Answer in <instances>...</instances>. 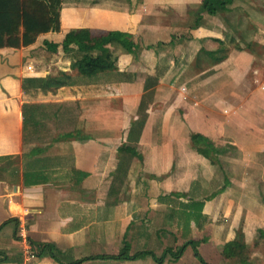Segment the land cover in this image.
Here are the masks:
<instances>
[{
	"label": "crops",
	"instance_id": "1",
	"mask_svg": "<svg viewBox=\"0 0 264 264\" xmlns=\"http://www.w3.org/2000/svg\"><path fill=\"white\" fill-rule=\"evenodd\" d=\"M62 5L59 33L42 35L28 48L0 50V264H23L27 243L37 250V258L28 264H201L191 245L177 260L167 252L175 253L189 241L197 243L205 264H264V93L260 90L244 102L234 100L228 109L238 107L236 114L224 117L210 111L209 103L190 107L176 88L158 83L140 138L133 145L128 136L132 124L142 118L144 83L139 76L143 75L129 66L132 55L121 50L115 54L116 70L76 76L85 81L84 87H102L81 96L89 108L75 130L86 140H22V106L30 101L23 97V80L61 78L65 70L71 78L70 68L58 62L67 31L86 29L94 37L109 31L127 33L139 47L136 56L147 51L143 47L162 42L163 50L179 51L184 58L191 55V61L206 49L205 39H212L214 45L225 44V38L235 40L245 49L231 52L228 60L208 69L199 64L193 73L196 78L224 67L231 76L226 86L236 89L237 76L256 80L264 71V52L258 56L251 50L264 48V0H231L226 11L214 16L204 13V0H67ZM240 28L250 29L249 38L237 37ZM174 32L179 35L176 39ZM46 42L57 45L56 52L48 51ZM112 45L105 48L113 50ZM49 53L54 55L50 69L55 68V74L26 70L28 65H43ZM187 66L171 64L167 73L183 74ZM110 74L116 77L112 87L101 82ZM68 85L74 87L71 81ZM232 97L229 93L225 98L230 102ZM110 101L120 102L121 109L116 111ZM220 101L226 100L212 104ZM191 134H201L224 150L218 162L211 163L188 147ZM121 144H130L139 157H131L129 149L118 154ZM33 160L50 169L44 172L46 183L25 184L24 173L41 171ZM74 170L86 174L79 184ZM42 245L52 249L39 255ZM125 245L131 255L149 254L131 261L108 258ZM238 247L245 248L239 258ZM160 257L163 260L157 262Z\"/></svg>",
	"mask_w": 264,
	"mask_h": 264
},
{
	"label": "trees",
	"instance_id": "2",
	"mask_svg": "<svg viewBox=\"0 0 264 264\" xmlns=\"http://www.w3.org/2000/svg\"><path fill=\"white\" fill-rule=\"evenodd\" d=\"M231 3V0H204L205 10L210 16H214L217 13L226 11V6ZM62 0H0V50H20L23 48H28L34 45L37 39L49 33H59L61 31L60 24V12L62 10ZM125 37H129V34H123L120 32H110L106 33L105 36L92 37L89 30H76L70 33L61 44L62 51L70 52L72 48L81 50V57L78 58L73 64L72 68L76 69L80 76L92 77L106 71L116 70V64L112 59V56L108 55V50L105 48L108 43H119L121 47L125 46L130 49L123 42ZM94 41V42H92ZM94 44L95 49H100L102 55H91L88 52L93 49L91 43ZM219 42V41H218ZM221 43V42H219ZM47 50L50 52H56L57 45H52L45 43ZM102 46L105 48H102ZM134 45L133 47H135ZM249 46V44H247ZM222 43L220 44L219 50H224ZM89 50V51H88ZM217 50L213 53H209L205 50H199L196 57L200 55H206L211 58L215 54H219V60L226 57L225 54L220 55V51ZM240 51V48H238ZM127 52V51H126ZM127 53L135 55L136 50H131ZM158 75V74H157ZM64 78H52L48 77L42 80L31 79L23 80V97L29 102H25L22 106V140L24 143H35V142H46L48 139L55 141H68L71 138H76V140H86V136H79V133L75 130V120L71 118L72 108L71 106H66L63 103L49 101L46 97H60V96H74V92L77 94L82 93H95L101 90L102 87L96 86H85L79 87L80 90H72V86H69L66 82L69 77L62 75ZM160 75L155 77H147L144 81V94L141 98L139 105V112L142 118L134 122L129 130V140L136 145L141 132L144 127L146 110L149 107L154 95V87L158 83V78ZM26 82L28 84H26ZM32 84V85H30ZM76 95V94H75ZM47 100V101H46ZM77 117V112L75 113ZM52 120V121H51ZM55 122V123H54ZM54 123L56 127V135H50L51 131L48 129V124ZM48 134V135H47ZM47 135V136H46ZM52 137H50V136ZM43 136H46L45 138ZM77 136V137H76ZM188 147L198 154L207 158L211 163L218 162V157L224 152L222 148L215 146V144L207 137L201 134H191L188 138ZM124 149H129L131 157H139L138 153L134 148L129 145L121 144L117 148V153L120 154ZM40 160H33V165H38L41 167ZM48 167H41V171H34L32 173H24V181L26 185H36L44 184L47 182L45 171ZM44 169V170H42ZM39 172V173H37ZM76 176V184H79L81 180L86 177V174L74 170ZM32 174V175H31ZM18 232V230H17ZM187 245H191L194 256L201 264H205L202 258L197 252V243L194 241H189L185 245L181 246L177 251L169 252L174 260L179 258ZM42 247V248H41ZM40 249V254L45 253L46 250L52 249L50 245H42ZM230 249V248H229ZM234 249V248H231ZM244 247H238L235 254L242 256V251ZM163 255L166 256L168 253ZM149 254L139 253L131 255L129 252V247H123L122 250L114 256H109L112 260H124L131 261L138 257ZM163 257L156 258L157 262H161Z\"/></svg>",
	"mask_w": 264,
	"mask_h": 264
},
{
	"label": "rangeland",
	"instance_id": "3",
	"mask_svg": "<svg viewBox=\"0 0 264 264\" xmlns=\"http://www.w3.org/2000/svg\"><path fill=\"white\" fill-rule=\"evenodd\" d=\"M244 2H248V1H244ZM244 2L241 4H244ZM66 3H67V0H63V4H66ZM204 13L206 14L207 11ZM81 30H83V29H81ZM240 30L241 31H239V33L236 31L237 37H238V35H240L239 37H246V38L248 37L249 38L250 35L248 32L250 29L246 28L243 30L240 28ZM73 31H76V30L67 31L64 34V38H63L62 43L64 42L66 37L68 35H70V33H72ZM213 31L215 32L216 30H213ZM110 32L112 33L115 31H109L107 33H110ZM89 33H90V35H92V37H94V35L90 31H89ZM120 33H122V32H120ZM105 34L106 33H101V34H96V35L97 36H99V35L105 36ZM125 34H127V33H125ZM97 36H95V37H97ZM154 37L157 38V35ZM173 37H175V39L178 38L179 37L178 32L177 33L174 32ZM170 38H172V37H169V39ZM254 39H256V37ZM261 39L264 41V26L261 28ZM205 40L206 41L208 40V42H206V44L204 45L207 50L203 48L205 51H208L209 53H213V52L219 50L221 43L216 42L214 45L213 42H215V41H213L212 39H205ZM224 41H225V44L223 43L222 45L224 46L225 49L222 51L219 50L220 55H222V54L226 55V57L222 60H219V58H220L219 54H215L212 58H211V56H210V58H208L206 55H200L198 57H194V59H192V61H191L190 60L191 55H188V57L184 58V56L182 54L180 55L178 53L179 51H176V53L172 52V54H171L169 51L166 50V48L163 50L164 47H161V46H163L162 42L151 43V44L147 45L146 47H143L144 50H147V51H145V53H142V55H140V56H136L137 50L139 49V47H137V46L133 47L135 45V43L133 42L131 35H130V38L125 37L123 39V41L117 40V42H121V43L123 42L130 49L126 48L125 46L121 47V45L119 43H115V42L108 43V46L110 44H115V45H112L113 50H110V49L108 50V55L112 56L114 64H116L117 63V58H115L116 52L119 53L118 51H121V50H123L124 52H126V51L128 52L131 50V47H132L133 51L136 50V53H135V55H132V57L134 58L133 63H131L129 66L133 67L134 69H137V71H139V73L141 72L140 75L142 74L143 76H139V77L143 80V83H144L145 79L149 76L155 77V75L156 76L160 75L158 78V83H163L164 85L168 84L171 87L176 88L177 91L175 93L178 94L179 98H181L183 100L186 99V103L190 107L191 106L192 107H197V106L203 107L206 103H209L210 111L215 110L217 112L216 113L217 115L224 116V117H230L232 114L233 115L236 114V112L234 113L235 110L236 111L238 110V107L234 110L228 109L229 108L228 105L232 104V102L234 100H237V102H240L239 99H241V101L244 102L246 99H248V96L253 95L254 93H256L255 91H258V90H260L262 93H264V89H263L264 88V71L262 74H258V76H257L258 79H256V80L251 79V77L248 75H246V80H244V78L241 79L240 76H237L236 80H235V85H237V86L239 85V88H236V89H233L234 87L232 85L229 87L226 86L227 84H229L228 81H231L230 80L231 76L228 75L227 69L224 67H221L218 69L216 68V69H214V71L213 70H209L207 72L205 71L203 76H199V77L195 78V75L193 72L195 71V69H199L197 67V66H199V64L204 69H208L209 67H212L213 65H216V64L223 62L224 60H228L227 57L229 56V54L231 52H234V51H239L238 48H240V50L245 49L244 45L240 46V43L239 42L236 43L235 40L233 42H231L228 38H225ZM92 42H94V41H92ZM92 42H89V43H91L93 49L90 51L88 50L89 51L88 53L91 55L92 54L93 55H98V54L102 55L100 49H95L96 46L94 47V44ZM114 46H116L115 48L119 49V50L115 51ZM169 46L170 45L168 44V46H167L168 49H169ZM256 46H258V45H256ZM259 47H260V45H259ZM76 48L74 47V48L70 49L69 50L70 52H64V51H62V48L60 45L61 54H59L58 56L61 57V59L58 60L57 55H56V59H55V61L58 60V62L60 63L59 66H61L62 68H64V66L70 68L69 70L71 72V74H70L71 78L68 80L66 79L68 84H70V81H71V85H74V87H72V90L68 89L70 91L80 90L79 86L85 83V81H82V79H80L79 77H76V76H79V74L77 71H73V68L71 66V64H73L75 62V60H77L78 58L81 57V53H82L81 50L79 51ZM102 48H104V47L102 46ZM155 48H157V49L154 50ZM252 48H255V47L252 46ZM262 49L255 48V49H251V50H254L258 56H262V52H264V48H262ZM157 50H158V53L156 52ZM126 54H128V53H126ZM49 56L50 57H48L45 60V63L43 65H41V66L31 65V66H33V69H34L33 73L35 71L38 72V71L44 69L43 71H48V72L51 71V72H54V74H55L56 69L55 68L50 69L51 67H53V64L55 63V62H53L54 55L49 53ZM175 57H176V60H173V59H175ZM257 61H258V59H257ZM32 62L36 63L35 61H32ZM68 62H69V64H67ZM260 63H262V62H260ZM171 64H172L173 68L181 67L182 64L185 66L186 65H188V66H187V68H185L186 70L184 71V73L182 72L183 74L178 73L177 75L176 74H173V75L170 74L169 75V73H167V72H169V69L172 68V67H170ZM48 66H49V68H48ZM262 66H264V61H263ZM181 69L179 70V72L181 71ZM52 70H54V71H52ZM255 70H257V69H255ZM67 71L68 70H65L64 71L65 73H63V75H65ZM57 72H59V70H57ZM147 72H150V74H148ZM177 72H178V70H177ZM146 74H148V75H146ZM60 76H62V75H60ZM55 78H57V77L55 76ZM61 78H64V76H62ZM130 78L131 77H129V79ZM135 79H136V77H134V80ZM101 82H104L103 84H106L108 87H112L114 85V83L116 82V77H113V75L110 74L106 78H103L101 80ZM183 83L185 84L183 86L184 88H182L180 86ZM81 87H84V86L82 85ZM198 88H200L202 90L201 93H198V91H197ZM245 88H246V90H245ZM222 89H225L226 92L221 91ZM180 91L184 92V94L181 96L179 94V93H181ZM229 93H231V96H233L232 97L233 100L230 102H227V99L225 97ZM115 94L116 93L114 92L112 95H115ZM177 94L173 95V96H177ZM77 95H79V96H77ZM85 95H87V93L86 94H82V93L77 94L76 92H74V98L75 99H71V96H60V97H54V98L48 96L46 98L50 99L49 101L59 102V103L65 104L66 106H71V108H72L71 118L73 120H75V123H78V126H80L79 117L80 116L82 117V114L84 113V111L89 108L88 104L86 103L87 101H84V99L81 97V96H85ZM217 95L219 97H217ZM153 97H154V95H153ZM219 99L220 100H226V101H223V102L220 101V102H222L220 105L214 106L212 104V101L215 102V100H219ZM119 104H121V103L119 102ZM119 104H118V102H111V105L116 108V111H119V109H121V107H119ZM195 104H197V106H194ZM240 105L243 106L242 107L243 109L245 107H247L246 106L247 104H240ZM253 106H256V104L253 103ZM250 108L252 109V107H250ZM258 110L259 109L257 107L254 108V111H258ZM76 112H77V117L74 118V116H76L75 115ZM114 113H115V111L111 114H114ZM85 114H88V113L85 112ZM254 115H256V113L251 114V117H254ZM82 121H83V117H82V120H80V122H82ZM54 123L48 124V129L51 131L50 135L52 134L53 136L57 134L56 133L57 129L54 126ZM86 127H87V125L84 124L83 129H84L85 133H87L85 130ZM256 127H257V125L255 124L254 128H256ZM79 136H83V135H79ZM84 136H86V135H84ZM50 137H52V136H50ZM86 138H87V136H86ZM48 142H50V143L55 142V140L51 141L50 139H48ZM118 143H119V139L115 142V145ZM115 145L109 144V146H115Z\"/></svg>",
	"mask_w": 264,
	"mask_h": 264
},
{
	"label": "built area",
	"instance_id": "4",
	"mask_svg": "<svg viewBox=\"0 0 264 264\" xmlns=\"http://www.w3.org/2000/svg\"><path fill=\"white\" fill-rule=\"evenodd\" d=\"M27 71L29 73H33L34 69L33 66L28 65L27 67ZM19 236L26 241V236L20 231ZM22 257H23V264H28L30 262H32L33 260H35L37 258V250L30 244L27 243V246L24 248L23 253H22Z\"/></svg>",
	"mask_w": 264,
	"mask_h": 264
}]
</instances>
